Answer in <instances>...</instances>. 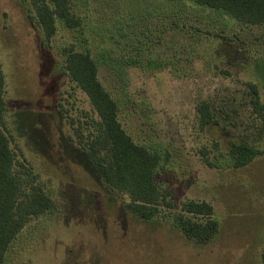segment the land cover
Returning <instances> with one entry per match:
<instances>
[{
	"label": "rangeland",
	"instance_id": "1",
	"mask_svg": "<svg viewBox=\"0 0 264 264\" xmlns=\"http://www.w3.org/2000/svg\"><path fill=\"white\" fill-rule=\"evenodd\" d=\"M78 28L60 20L47 37L27 0H0L4 126L16 159L52 197L31 217L5 264H264V133L249 83L264 101V24L246 25L192 0H72ZM71 50L90 52L136 143L162 155L155 180L174 203L147 221L130 213L83 157L97 118L65 69ZM209 100L220 125L201 129ZM261 154L235 168L229 140ZM21 173L25 170L16 164ZM210 202L219 220L207 242L187 237L173 214L184 201Z\"/></svg>",
	"mask_w": 264,
	"mask_h": 264
},
{
	"label": "trees",
	"instance_id": "2",
	"mask_svg": "<svg viewBox=\"0 0 264 264\" xmlns=\"http://www.w3.org/2000/svg\"><path fill=\"white\" fill-rule=\"evenodd\" d=\"M36 20L47 37L60 20L65 26L78 28L80 19L71 7L72 0H27ZM175 1V0H171ZM234 17L246 25L264 24V0H192ZM65 69L72 81L89 97L97 114L84 134L77 129L83 157L96 175L118 196H126L124 204L134 216L150 221L165 208H173L172 200L160 189L155 175L162 155L158 150L138 144L119 120L121 103L107 90L99 77V66L90 52L71 50L66 55ZM252 113L258 129L264 133V101L258 84L250 82ZM5 75L0 64V264H5L8 251L31 217L42 215L54 207L52 197L36 182L29 168L16 159L12 140L4 126L7 108ZM201 129L220 125L221 120L209 100L196 105ZM227 156L235 168L250 164L261 154L249 139L229 140ZM16 164L25 170L21 173ZM173 220L189 238L207 242L218 235L220 224L213 205L205 200L184 201L175 209ZM264 263V249L262 251Z\"/></svg>",
	"mask_w": 264,
	"mask_h": 264
}]
</instances>
